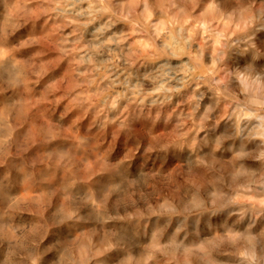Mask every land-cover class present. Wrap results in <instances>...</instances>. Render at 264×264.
I'll use <instances>...</instances> for the list:
<instances>
[{
	"label": "clouds",
	"instance_id": "9594fccd",
	"mask_svg": "<svg viewBox=\"0 0 264 264\" xmlns=\"http://www.w3.org/2000/svg\"><path fill=\"white\" fill-rule=\"evenodd\" d=\"M0 264H264V0H0Z\"/></svg>",
	"mask_w": 264,
	"mask_h": 264
}]
</instances>
